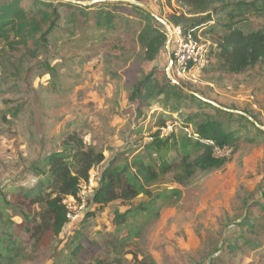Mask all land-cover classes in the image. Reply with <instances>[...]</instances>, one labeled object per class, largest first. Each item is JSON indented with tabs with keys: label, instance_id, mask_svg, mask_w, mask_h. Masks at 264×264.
I'll list each match as a JSON object with an SVG mask.
<instances>
[{
	"label": "rangeland",
	"instance_id": "obj_1",
	"mask_svg": "<svg viewBox=\"0 0 264 264\" xmlns=\"http://www.w3.org/2000/svg\"><path fill=\"white\" fill-rule=\"evenodd\" d=\"M105 1L113 3L106 7L121 13L114 33L95 26L92 17L98 7L89 11L90 20L76 15L78 22L71 18L76 10L60 7L66 22L51 40L54 76H41L34 69L27 74L26 67L43 56L30 58L8 48L6 52V43L0 42V264H264V211L257 206L264 202V134L254 128L239 134L220 168L198 170L189 182H176L175 171H169L130 202L115 200L101 208L88 200L79 216L45 246L36 247L30 234L15 226L22 218L5 199L37 186L40 177L30 170L31 164L40 154L59 148L67 134L77 133L86 146L103 151L107 161L116 155L131 160L144 154L157 168L166 161L178 163L182 135L194 134V125L184 127L185 112L166 109L164 98H148L139 109L130 103L136 80L154 67L166 71L170 59L165 45L156 60H143L138 43L143 24L133 13L132 0ZM139 1L169 23L168 15L175 8L180 11L174 1L173 6L165 0ZM157 22L162 24L153 20ZM254 22L256 27L262 19ZM201 33L199 40L209 51L207 73L193 78L179 74L175 66L170 75L224 107L256 115L264 124V64L218 77L211 72L216 47ZM191 106L184 103L183 111ZM157 132L163 139L170 137V143L176 139L178 147L149 152L146 147ZM103 165L90 173L91 196ZM126 211L127 221L118 230L115 213ZM8 242L15 247L11 252L5 249ZM78 244L83 250L70 260Z\"/></svg>",
	"mask_w": 264,
	"mask_h": 264
},
{
	"label": "trees",
	"instance_id": "obj_2",
	"mask_svg": "<svg viewBox=\"0 0 264 264\" xmlns=\"http://www.w3.org/2000/svg\"><path fill=\"white\" fill-rule=\"evenodd\" d=\"M165 1L171 6L174 1L180 8V11L175 8L167 18L171 24L180 27L183 36L199 40L201 31V34L213 40L216 47L215 61L211 69L213 74L225 77L264 64V0ZM110 4L113 3L100 1L83 5L63 0H0V42L6 43L2 50L6 51L8 48V51H21L22 56L30 58L43 56L35 66L26 67L27 74L34 69L41 76H54L55 68L50 58H53L55 53L51 50V40L56 38L60 27L63 28V22H66V16H63L60 7L76 10L71 13L72 20L76 22V15L79 18V14L86 15L90 20L89 11L98 7L92 17L95 26L114 33L118 28L117 19L121 17V13L106 7ZM132 9L135 17L143 24L138 31L142 58L147 61L156 60L166 45L168 33L162 24L153 23V20H158L149 12L134 3ZM255 18H261L262 23L253 27ZM11 36L14 37L13 40ZM209 64L210 61L203 70L205 73ZM179 82L207 98L190 83L181 80ZM200 96L189 93L173 83L162 68L154 67L144 73L133 84L129 95L130 103L138 104L139 109L148 98H164L166 109L171 112H185L186 129L194 125V134L185 133L179 141L181 160L178 163L163 162L159 168L153 161H148V155L144 154L134 155L131 160H120L116 155L111 161H107L103 151L91 145L86 146L77 133L67 134L60 140L59 148L40 154L31 164L30 170L40 177L37 186L34 189L11 193V198L5 199L7 206L18 208V215L22 218L15 226L30 234L36 247L40 243L45 246L52 237L62 234L70 221L63 199L68 195L78 197L82 180L88 181L92 169L96 166L104 164L97 178L98 185L92 196H88V200L102 208L115 200L132 201L140 194L146 193L149 186L157 183L160 177L169 171H175V181L184 184L189 182L198 170L208 172L220 168L225 159L214 156L215 146L232 147L238 141L239 134L251 132V128L264 134V130L246 114L264 126L256 115L222 109ZM184 103L191 104L197 110L191 109V106L186 108L189 110L183 111ZM205 109H211L214 113H206ZM154 136L155 140L146 147L149 152L153 149L158 152L164 147H178L176 139L170 143V137L163 139L159 132ZM194 153L196 155L193 156ZM257 206L264 211V202ZM115 214L113 225L119 230V226L127 221L128 212ZM1 242L0 236V244ZM5 249L11 252L15 247L13 243L8 242ZM82 250L81 245H76L68 258H76Z\"/></svg>",
	"mask_w": 264,
	"mask_h": 264
},
{
	"label": "built area",
	"instance_id": "obj_3",
	"mask_svg": "<svg viewBox=\"0 0 264 264\" xmlns=\"http://www.w3.org/2000/svg\"><path fill=\"white\" fill-rule=\"evenodd\" d=\"M173 43L171 46L174 67L176 66L179 74H191L195 78L197 73L202 72L209 63V51L206 43L193 37H185L181 33L180 27H172ZM209 42V41H206ZM191 78V79H193ZM232 153L229 146H215L213 154L216 158L225 159ZM93 180H82L78 197L68 195L63 199L67 207V217L69 220L76 219L79 210L83 209L88 203V189L93 187Z\"/></svg>",
	"mask_w": 264,
	"mask_h": 264
},
{
	"label": "water",
	"instance_id": "obj_4",
	"mask_svg": "<svg viewBox=\"0 0 264 264\" xmlns=\"http://www.w3.org/2000/svg\"><path fill=\"white\" fill-rule=\"evenodd\" d=\"M67 1H71V2H74V3H80V4H83V5H91V4H94V3H97V2H100V1H105V0H89L88 2H81V1H78V0H67ZM132 2L135 4V5H138L139 7H141L142 9L146 10L147 12H149L150 14H152L159 22H161L165 27L166 29L168 30L169 32V39L166 43V49L168 51V55H169V59H170V62H169V65L167 66V75L169 76V78L171 79V81L179 86H181L185 91L189 92V93H193V94H196L197 96H200L199 94L195 93L194 91L188 89L187 87H185L183 84H181L175 77H172L170 75V70L174 67V60H173V57H172V50H171V41L173 39V33H172V26L171 24L163 19L162 17H160L159 15H157L149 6H147L144 2L142 1H139V0H132ZM203 100L205 101H208L222 109H225V110H228V111H232V112H238V113H243L241 111H238V110H234V109H230V108H227V107H224L218 103H216L215 101H212L210 99H207V98H204L202 96H200ZM250 119H252L253 121H255V123H257V125L262 129L264 130V126L259 124L252 116L246 114Z\"/></svg>",
	"mask_w": 264,
	"mask_h": 264
}]
</instances>
